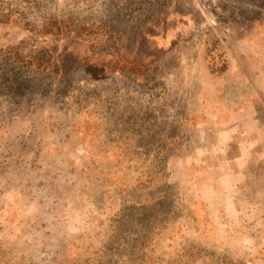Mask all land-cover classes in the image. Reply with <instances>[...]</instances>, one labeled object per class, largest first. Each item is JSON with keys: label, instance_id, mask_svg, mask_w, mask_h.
I'll return each mask as SVG.
<instances>
[{"label": "rangeland", "instance_id": "obj_1", "mask_svg": "<svg viewBox=\"0 0 264 264\" xmlns=\"http://www.w3.org/2000/svg\"><path fill=\"white\" fill-rule=\"evenodd\" d=\"M0 264H264V0H0Z\"/></svg>", "mask_w": 264, "mask_h": 264}]
</instances>
